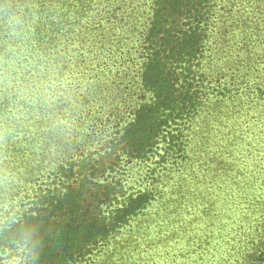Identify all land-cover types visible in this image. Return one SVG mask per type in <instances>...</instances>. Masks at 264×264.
I'll return each instance as SVG.
<instances>
[{"label":"trees","instance_id":"obj_1","mask_svg":"<svg viewBox=\"0 0 264 264\" xmlns=\"http://www.w3.org/2000/svg\"><path fill=\"white\" fill-rule=\"evenodd\" d=\"M0 264H264V0H0Z\"/></svg>","mask_w":264,"mask_h":264}]
</instances>
